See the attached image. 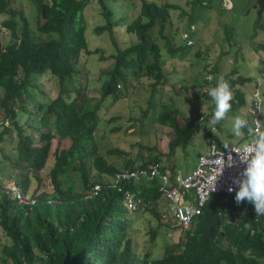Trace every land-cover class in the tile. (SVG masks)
I'll return each instance as SVG.
<instances>
[{"label": "trees", "instance_id": "1", "mask_svg": "<svg viewBox=\"0 0 264 264\" xmlns=\"http://www.w3.org/2000/svg\"><path fill=\"white\" fill-rule=\"evenodd\" d=\"M32 1L36 6V29L45 35L36 40L31 37L22 11L13 7L11 0H0V35L8 32L7 39L0 38V120H8L7 124L0 123V140L13 126L15 168L7 177L35 199L32 205H26L0 192V229L7 238L0 239V264H59L66 253L71 255L81 248L84 249V264H264V215L256 216L254 205L247 200L237 204L235 191L211 192L190 225L180 229L179 239L165 245L161 256L150 258L147 252L139 254L134 250L126 233L125 213L129 210L123 197L126 192L133 193L140 200L138 208L148 210L163 222L156 201L160 195L158 179L144 176L121 179L116 182L119 189L109 184L115 172L123 169L147 167L151 163L170 171L177 168L175 160L171 164L160 163L158 153L142 156L139 160L131 156L121 166H115L100 152L94 139V130L100 120L97 109L107 95L112 98L121 95L130 76L136 80L151 78L148 81L150 89H155L156 84L164 83L166 78L162 69L163 51L170 55L189 52V44L183 39V42L170 43L171 34L163 33L169 21V10L177 5L140 0L137 14L125 24L126 30L134 34V40L119 48L113 34V26L119 21L112 19V10L106 0H96L103 22L93 31H108L116 49L110 55L112 67L104 72L106 77L100 85L99 97H91L81 96L80 87H66L79 72L76 63L81 54L97 51L88 49L84 35L83 9L88 0ZM185 1L190 4V12L187 13V28L182 32L191 35L192 13L201 0ZM255 27L264 31V24L259 21ZM230 28L231 25L224 24V39L231 38ZM157 36L162 43H158ZM258 47L264 50V43ZM203 67L210 78H203L200 84L207 91H197V94L212 99L208 90L216 84L218 66L215 62L213 65L204 63ZM236 68L232 65L222 74L234 92L232 109L244 103L242 87L251 82L250 75L236 72ZM259 70L254 85L257 79H264V67ZM42 74L53 76L58 87L48 100H37L34 95L38 89L36 79ZM261 94L263 96L262 90ZM30 103H35V109L40 111L41 122L47 124L46 120H51L52 131L39 130L35 118L32 121L28 116L19 123L16 110L31 113L27 108ZM214 107L212 100L208 113L197 110L198 121L190 126L189 117L178 113L176 106L161 103L153 119L173 131L167 141V152L179 148L186 155L191 135L203 127L206 137L222 146L215 132L207 128ZM26 127L30 129L26 131ZM215 127L219 130V123ZM36 135L40 143L34 142ZM55 136L58 141L67 138L69 142L65 147L55 145L50 153L51 140ZM247 137L246 134L244 138ZM49 153L52 161L46 175L41 177L38 172L45 167ZM106 153L115 152L109 149ZM90 166L94 168L91 178ZM67 170L74 177V182L69 184L63 181ZM102 173L109 177L103 178ZM94 184L98 187L93 189ZM47 185L50 190L46 189ZM245 223L250 227L246 228ZM154 234L155 229L150 230V238Z\"/></svg>", "mask_w": 264, "mask_h": 264}, {"label": "rangeland", "instance_id": "2", "mask_svg": "<svg viewBox=\"0 0 264 264\" xmlns=\"http://www.w3.org/2000/svg\"><path fill=\"white\" fill-rule=\"evenodd\" d=\"M155 1L158 3L172 2L177 5L176 8L169 10V21L166 23L163 33L171 34L169 36L170 43L183 42L184 39L180 33L182 29L187 28L186 21L187 13L190 12V4L185 0ZM87 2L83 9L84 35L88 49H97V51L81 54L76 63L79 72L73 76L71 83L66 84V87L70 89L80 87L81 96L99 97L100 85L106 77L104 72L112 67L113 58L110 55L115 52L116 48L108 31L103 30L94 33L93 28L102 23L103 18L99 14V6L96 0H88ZM254 2L255 0H201V3L195 5L192 13L191 28L193 30L190 37L193 42L187 48L189 52L170 55L163 51L162 69L166 75L165 82L156 84L155 89H150L148 81L151 78L140 77L136 80L134 76H130L128 85L121 90L123 92L121 95L114 98L107 95L100 102L97 109L100 120H98L94 130V139L100 148V152L105 155L104 157L108 161L115 166H121L128 157L136 156L139 160L142 156L158 153L160 163L171 164L175 160L177 167L182 171L188 170L194 164L197 154L206 146L205 138L207 135L204 127L191 135L186 145V155L179 148L168 153L167 141L173 135V131L169 127L158 124L154 121L153 116L158 113L161 109V103L164 102L170 106H176L178 113L189 117L190 126L198 121L197 110L208 113V105L212 99H206L197 94V91H207L206 87L200 86V84L203 78H210L206 76L208 72L203 67L204 63L213 65L216 62L218 66L217 77L228 72L232 65L237 67L236 72L251 76L249 86L242 87L244 103L239 108L232 109L228 113L227 119L219 122L220 129L215 127L214 131L222 144L240 140L233 135L232 122L237 115L242 113H247L248 120L251 119L252 113L248 109L250 91L254 85V78L259 77V69L264 67V50L258 47L264 43V31L255 27L257 21L264 24V4L258 13L257 5L252 6ZM106 3L112 10V19L115 18L119 21L113 26V34L115 44L122 48L134 40V34L126 30L125 24L137 14L140 0H106ZM10 4L20 9L27 18L33 39L45 37L44 33L36 29V6L32 0H11ZM224 24L232 26L230 28L231 38L229 39H224ZM0 38L2 41L7 39L8 32L3 31ZM157 41L162 43V39L158 36ZM38 76L36 79L38 89L43 93H39L38 89H35V99L48 100L57 92L56 80L48 74ZM254 87L258 88L260 92L262 90L264 96L263 77L257 79ZM73 94L72 92L71 95ZM27 108L32 112L16 110L15 117L19 123L28 116L31 120L35 118L39 130L49 129L52 131L53 125L50 119L46 120L47 124L40 121V111L35 109V103H30ZM260 111L264 112V104H261ZM261 112L259 120L261 125H264V113ZM29 129L26 127L25 130L28 131ZM15 142V130L13 126H10L0 140L1 177L9 178L7 174L11 175L15 168L13 165L15 161L12 160L15 157ZM34 142L40 143L37 135L34 137ZM68 142L67 138L58 141L55 136L51 140L50 153H52L55 145L65 147ZM109 149L115 153L107 154L106 151ZM50 153L45 167L38 172L41 177L46 175L51 164L52 156ZM93 171L94 168L90 166L88 170L90 178L94 176ZM70 173L69 170L64 173L63 181L65 183L74 182V177ZM101 176L105 179L109 177L105 173H102ZM46 189L50 190V185H47ZM125 217L128 221L126 233L132 240L134 250L139 254L147 252L150 258L159 257L162 255L165 245L173 244L179 239L180 227L163 224L148 210L138 208L127 211ZM152 229H155V234L153 238H150V230ZM0 239L1 241L7 240L1 229Z\"/></svg>", "mask_w": 264, "mask_h": 264}, {"label": "built area", "instance_id": "3", "mask_svg": "<svg viewBox=\"0 0 264 264\" xmlns=\"http://www.w3.org/2000/svg\"><path fill=\"white\" fill-rule=\"evenodd\" d=\"M181 36L186 44L193 42L186 31H183ZM258 91V88L254 87L249 107L252 113L250 126L253 130H255L254 121L255 119L259 120V109H261V104L258 105L255 99V93ZM0 123L7 124V118L0 120ZM251 139L252 137L248 136L241 141L218 146L213 140L206 137L205 148L197 154L195 163L187 171H181L179 168H175L173 171L167 168L160 169L155 163H151L147 167L116 171L110 179L109 184L116 186V182L121 179H138L143 176L148 179L157 178L159 182L158 189L160 191L159 199L157 200L161 203L160 199H162L164 203L162 208L159 209L161 220L171 227L176 226L186 229L190 225L192 217L200 211L204 200L209 195L208 189L212 177L218 171L217 162L221 154H223L225 160L231 154L235 163L232 167L225 165L222 174L217 178L215 191H210V193L216 191L230 192L228 191L230 187L233 189L231 192L236 191L238 184L233 183V181L241 177L243 169L246 167L244 163L240 162L236 152H240L242 146L249 143ZM97 187L98 184L93 185V189ZM119 187L116 186L117 189ZM0 192L22 204L32 205L35 201L34 197L30 196L28 192L22 191L10 178L0 176ZM123 200L129 211L136 209L140 201L131 192H126Z\"/></svg>", "mask_w": 264, "mask_h": 264}, {"label": "clouds", "instance_id": "4", "mask_svg": "<svg viewBox=\"0 0 264 264\" xmlns=\"http://www.w3.org/2000/svg\"><path fill=\"white\" fill-rule=\"evenodd\" d=\"M252 91L253 89L250 91V103ZM259 91L255 93V99L258 105L264 104V96H262ZM208 95L212 98L215 105L211 119L207 125V128L213 133L215 131V125L227 119L228 113L232 110L234 92L229 81L225 79L224 75H220L216 78V84L209 88ZM254 123L255 130L249 125L247 113L237 115L233 119L232 131L237 139H243L246 134L252 137L249 143L242 146L240 152H236L240 162L244 163L246 167L243 169L241 177L239 179H234L233 183L238 184V188L235 191V202L240 204L247 200L254 205L256 216H262L264 215V125H261L260 120L257 119H255ZM217 163L218 171L211 179V184L208 189L209 194L210 191H215L217 178L222 174L225 165L232 167L235 161L231 154H229L227 160H225L223 154H221ZM228 191L231 192L233 189L230 187ZM244 226L246 228L250 227L247 223H245Z\"/></svg>", "mask_w": 264, "mask_h": 264}, {"label": "water", "instance_id": "5", "mask_svg": "<svg viewBox=\"0 0 264 264\" xmlns=\"http://www.w3.org/2000/svg\"><path fill=\"white\" fill-rule=\"evenodd\" d=\"M264 0H255V2L252 4V6L257 5V12L260 13V10L263 6ZM84 257V249L81 248L78 251L72 253L71 255H68L67 253L63 256L61 262L59 264H84L83 262Z\"/></svg>", "mask_w": 264, "mask_h": 264}, {"label": "crops", "instance_id": "6", "mask_svg": "<svg viewBox=\"0 0 264 264\" xmlns=\"http://www.w3.org/2000/svg\"><path fill=\"white\" fill-rule=\"evenodd\" d=\"M226 144V143H225ZM200 153V152H199ZM194 163H195V161H194ZM192 167V166H191ZM178 168V167H177ZM182 171V170H181ZM184 171H187V170H184ZM157 199H159V198H157ZM157 202H158V200H156ZM160 201H161V203H159L158 202V205H160V206H157V209H160V208H162V205H164V203L162 202V200L160 199Z\"/></svg>", "mask_w": 264, "mask_h": 264}]
</instances>
